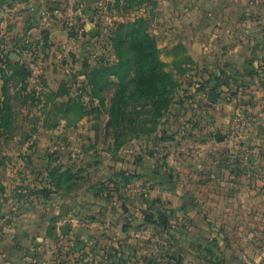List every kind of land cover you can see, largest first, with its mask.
I'll return each instance as SVG.
<instances>
[{
	"label": "rangeland",
	"instance_id": "1",
	"mask_svg": "<svg viewBox=\"0 0 264 264\" xmlns=\"http://www.w3.org/2000/svg\"><path fill=\"white\" fill-rule=\"evenodd\" d=\"M73 3L67 0L59 5L69 40L51 35V42L43 43L50 46L45 50L48 54L37 55L42 62L35 55L22 60L26 68L16 69L12 85L0 88L1 94L12 99L7 116L0 119V160L24 159V151L32 152L38 143L52 139L44 171L51 170L59 188L97 190L93 199L104 201L105 209L113 196L123 204L120 211L115 207L107 214L99 211L96 223L101 225L103 216H112L111 221L130 228L105 235L113 243L109 247L103 245L101 234L90 235L87 240L93 246L76 264H127L125 258L136 257L139 260L130 264H155L161 254L178 251L188 252L185 258L190 264H220L215 257L208 263L199 260L205 251L197 243L204 247L207 239H220L230 253L231 248L236 251L237 237L239 251L233 264H264V60L251 65L254 57L247 49L263 41L264 0H234L242 21L225 28L228 36L212 46L217 54L188 55L195 60L189 63L187 55H167L157 48L162 70L160 65L155 69V60L145 51L148 45L143 44L152 40L157 47L160 39L155 37L151 0L140 4L136 0H98L90 14L87 0H80L83 7L78 12ZM0 8L5 11L10 5L1 3ZM2 18L1 40L5 30H11V24ZM139 18L143 21L137 22ZM231 18L236 19L235 14ZM241 38H246L245 43L231 52ZM30 43L26 39L23 46ZM161 72L165 74L161 76ZM210 92L214 94L212 104ZM190 97L199 111L196 114ZM165 128L170 133L183 131L187 144L192 140L205 144L212 137L208 131L214 133L210 140L223 138L221 150L210 156L219 164L185 168L183 173L189 174L170 183L171 191L155 189V146L160 142L159 131ZM55 129L63 131L54 134ZM201 146L197 143L200 152ZM28 162V166H37ZM141 168L154 179L138 180L144 193H133L136 185L127 174ZM1 173L0 178L6 177ZM129 185L134 188L131 193L125 191ZM180 193L176 200L174 196ZM89 194L84 193L83 201L90 200ZM170 198L176 205L169 206ZM184 202L185 208L181 207ZM163 219L164 224L160 223ZM188 221L196 230L185 235L197 239L190 252L175 246L177 230ZM39 234L36 231L24 241L30 246L28 253L17 249L10 255L16 259L12 264L73 263L71 244L64 237L41 239ZM0 264H4L1 258Z\"/></svg>",
	"mask_w": 264,
	"mask_h": 264
},
{
	"label": "crops",
	"instance_id": "2",
	"mask_svg": "<svg viewBox=\"0 0 264 264\" xmlns=\"http://www.w3.org/2000/svg\"><path fill=\"white\" fill-rule=\"evenodd\" d=\"M63 1L67 2V0H0V4L2 3L3 6L10 5V8L5 11L0 8V20L3 16L2 19H4L5 23L8 21L11 24L9 27L11 30L8 31L6 29V36L2 40L0 39V88L12 85L16 69L24 70L26 68L22 60L27 59L31 55L40 56L41 54L45 56L44 54H48V50L47 52L45 50L50 46L48 47L43 43L48 41V39L51 42V35L58 36L59 39L69 40V33L64 31L66 27L62 23L59 10V5ZM136 1L139 4L143 2V0ZM151 1L155 7V33L158 34L155 37L160 38L158 41L156 40L157 48H162L164 54L167 55H187L186 61L189 63L195 60L188 55L201 54L202 52L217 54V51L212 50V46L217 44V41H223L228 36L229 31L225 30V28L229 24L231 26L233 25L232 23H240L242 21V18L236 13L237 9L234 0ZM72 2H74L73 5L75 4V7H78L76 12L79 11V7H83L80 4V0H72ZM97 2L98 0H87L86 8L89 14L95 10ZM233 14H235L236 19L231 18ZM225 19H228V24L226 25ZM1 28H3V25ZM17 32H20V34L17 35ZM26 39L31 42L30 46H23ZM245 40L246 38H241L237 44L234 43L231 52L238 51L239 47H242L243 43H245ZM262 40L258 41V45L251 44L247 46V49L252 52L254 57L253 62H251L253 66L258 61L257 59L259 61L261 58L264 60V35ZM42 45L45 46L42 47ZM38 61L42 62L41 58ZM32 70L33 68L30 69V73ZM207 70L208 68H206ZM213 96L209 95L211 104L213 103ZM190 98V106L193 113L196 114L199 111L194 103L195 100L192 97ZM196 99L198 100V96H196ZM11 102L10 95L0 93V119L7 116L6 113L11 107L8 108ZM2 130L3 127L0 124V131ZM62 131L63 129H55L51 132L59 134ZM210 132L208 131V135L212 137L207 139L205 144L194 140L187 144L184 140L185 133L183 131L170 133L167 128L159 131L160 142H157L155 146V155L158 153L155 159V182L157 183L155 189L166 187L171 191L170 188L173 186L170 183L181 181L184 175L189 174V172L183 173L185 168L189 171L188 167L191 169L199 165L201 167H209L213 164L215 166L219 164L217 159L215 162L211 161L210 156L213 152L215 154L214 150H221L224 139L221 137L217 139V136H215V141L210 140L214 137V133ZM52 142L53 140L49 139L44 144L38 143L32 152L25 153L24 151L23 154L29 156V158L23 155L24 159L13 158L11 162L7 160L3 163V160H0V177L2 176L1 171L6 173V177L3 174V177L0 178V258L4 264L16 262V259L10 257V255L16 252L17 249L29 252L26 248L30 246L29 244L26 245L24 241L28 237L33 236L36 231L40 232L39 238L41 239H55L60 235L62 239L64 237L68 245L71 244L69 248V257L72 258L73 262L71 264H76L77 259L84 253H88L87 250H91L90 247L93 246V244L91 245L88 242L87 237L101 234L102 243L105 242L103 245H108L107 247H109L113 243L105 235L111 231L118 232V229L124 233V230L129 229L131 226H119L117 222L111 221L110 218L112 216H103L100 223L104 225H97L96 221L98 220L99 211H106L105 214H107L113 207L120 211L119 209L123 204L118 203L116 197H110L111 201L109 203L106 202L108 207L105 209L104 201L93 199L94 194L92 193H98L97 190L94 192L89 188L87 190L73 189L66 191L56 185L53 178H51V173L49 172L51 170L49 169L48 173L44 171L49 165L46 160V152ZM197 143L202 145L201 152L197 147ZM24 149L27 150V148ZM29 160H31V163L37 164V166H28L26 163H30L28 162ZM140 165H142L141 162ZM177 167H180L178 171L173 170ZM153 177L151 174L145 175L142 168L140 172L136 171L133 175L127 174V178L135 182L136 189L129 185V188H126L125 191L131 193L132 189H134L133 193H144L143 186L138 187L137 185L138 180H153ZM25 185H28V187H25ZM24 188L30 190L31 195L29 197L23 194ZM84 193H90L86 195L90 200L83 201V198H85ZM109 193L113 194L112 191ZM180 197L181 193L178 196H174V198H177L176 200H179ZM176 200L170 198L168 201L169 206H171V203L176 205ZM183 204L181 207H187V203L184 202ZM196 218L198 217H194V220ZM165 222L166 220L163 219L162 223L164 224ZM93 223H96L95 226L92 225ZM64 225L68 227L66 233L61 230ZM195 226L194 223L191 224L189 221L188 224L181 225L180 229L177 230L179 235H175L177 237L175 246H178L179 249L183 248V251L186 249V251L190 252L194 248L193 241L197 239L193 238L191 234L186 236L185 233L189 230L191 232L195 231ZM222 227L225 229L224 225ZM233 228L234 226H232ZM163 230L159 231L164 234L165 230ZM135 234L137 236L138 232L136 231ZM179 236L183 238L180 239ZM232 238L233 241L236 239L235 252H233L234 248H231L229 253L227 248L221 244L222 241L217 237L218 240L211 241V239H207L204 247L200 245L201 242L197 243L205 251L204 255L197 258L208 263L211 258L214 259L215 257V260L220 264H233L238 257L240 241L238 237ZM35 242V244H38L37 242L39 241ZM171 242L173 245L174 242L172 240ZM31 249H33V246ZM187 254L188 252L181 253L179 251L178 253H164L157 257L155 264H190L188 262L189 259L185 258ZM138 258L140 257L132 260L125 258V261L130 264L129 261L139 260ZM59 264H66V261L62 260Z\"/></svg>",
	"mask_w": 264,
	"mask_h": 264
},
{
	"label": "trees",
	"instance_id": "3",
	"mask_svg": "<svg viewBox=\"0 0 264 264\" xmlns=\"http://www.w3.org/2000/svg\"><path fill=\"white\" fill-rule=\"evenodd\" d=\"M137 22H142L143 21V19L142 18H139V19H137L136 20ZM118 34V33H117ZM121 35H119V37H120ZM128 36H127V34L126 35H124V38H127ZM143 37H146V38H148V37H150L149 35H146V34H144L143 35ZM120 39H122V37H120ZM144 45H148L147 47H145V51L147 52V54H148V56L149 57H151V58H153V60H155V69L157 68V65H160L159 66V70H162V66H163V63L159 60V58H158V55H159V52H158V49H157V47H156V45H154V42L151 40H148V43H143ZM143 44H142V46H143ZM144 50V49H143ZM125 53H127L126 51H125ZM142 54H144V53H142ZM164 73V72H163ZM163 73L161 72V76L163 75ZM165 74V73H164ZM69 104H70V102H69ZM29 195H31V192H30V190H29ZM28 195V196H29ZM149 222H155V220H153V219H151V218H148L147 219ZM163 221H160V223H162Z\"/></svg>",
	"mask_w": 264,
	"mask_h": 264
},
{
	"label": "water",
	"instance_id": "4",
	"mask_svg": "<svg viewBox=\"0 0 264 264\" xmlns=\"http://www.w3.org/2000/svg\"><path fill=\"white\" fill-rule=\"evenodd\" d=\"M210 96H213V93L212 92H210V94H209ZM61 230L64 232V233H66L67 232V230H68V227L67 226H63L62 228H61Z\"/></svg>",
	"mask_w": 264,
	"mask_h": 264
},
{
	"label": "built area",
	"instance_id": "5",
	"mask_svg": "<svg viewBox=\"0 0 264 264\" xmlns=\"http://www.w3.org/2000/svg\"><path fill=\"white\" fill-rule=\"evenodd\" d=\"M23 192H24L23 194L26 195L27 197L30 196L29 193H28V192H29V189H28V188H24V189H23ZM28 195H29V196H28Z\"/></svg>",
	"mask_w": 264,
	"mask_h": 264
}]
</instances>
